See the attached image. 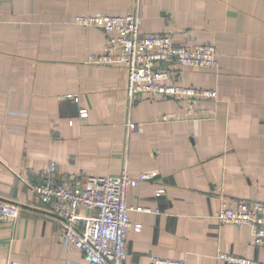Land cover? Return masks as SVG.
Masks as SVG:
<instances>
[{"label":"crops","instance_id":"1","mask_svg":"<svg viewBox=\"0 0 264 264\" xmlns=\"http://www.w3.org/2000/svg\"><path fill=\"white\" fill-rule=\"evenodd\" d=\"M133 10L143 32L217 47L214 69L174 66L181 84L218 91L195 116L161 120L185 106L131 102L126 71L88 63L106 32L76 17ZM51 163L60 176L158 173L128 190L129 205L152 211L130 213L142 229L128 230L127 264H225L218 251L264 263L248 226L215 218L226 199L264 197V0H0V198L21 207L0 222V264H89L63 246L61 221L31 191Z\"/></svg>","mask_w":264,"mask_h":264},{"label":"built area","instance_id":"2","mask_svg":"<svg viewBox=\"0 0 264 264\" xmlns=\"http://www.w3.org/2000/svg\"><path fill=\"white\" fill-rule=\"evenodd\" d=\"M75 22L106 32L101 53L88 57V63L112 66L128 74V97L135 99L173 98L185 106L181 113L165 114L161 120L189 119L197 113L194 107L202 99H215L218 91L212 88L181 84L183 71L174 66L214 69L218 66L217 47L212 43H193L176 39L168 33L142 31L143 18L138 10L126 15L105 13L81 14ZM75 101L79 102L76 96ZM88 109L79 110L85 119ZM157 172H141L131 176L126 171L119 177L91 176L80 173L58 174L56 163L41 171L38 180L30 184L31 191L52 208L61 221L62 242L67 250L80 251L89 264H127L128 230L136 231L142 224H132L131 211L151 212L150 207L129 205L130 187L156 179ZM165 189H158L157 196ZM21 207L0 198V222L15 221ZM217 221L248 226L252 243L264 246V197L254 200L226 199L217 214ZM217 259L225 264H264L242 255L218 251ZM17 264V263H12ZM149 264H189L185 259L152 255Z\"/></svg>","mask_w":264,"mask_h":264}]
</instances>
